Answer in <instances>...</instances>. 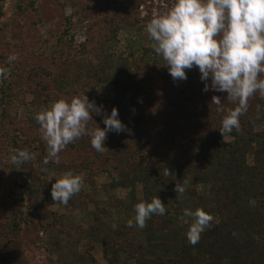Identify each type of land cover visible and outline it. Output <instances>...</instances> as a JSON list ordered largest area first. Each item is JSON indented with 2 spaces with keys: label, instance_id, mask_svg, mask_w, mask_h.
I'll list each match as a JSON object with an SVG mask.
<instances>
[{
  "label": "trees",
  "instance_id": "16d2710c",
  "mask_svg": "<svg viewBox=\"0 0 264 264\" xmlns=\"http://www.w3.org/2000/svg\"><path fill=\"white\" fill-rule=\"evenodd\" d=\"M4 1L0 0V22L4 15ZM19 1L13 39L17 53L24 61L18 64L16 60L15 82L8 78L15 61H9L0 54V63L8 70L6 77L0 76L3 83L0 87V125L8 127L11 140V148L0 150V264H27L22 254L21 238L23 225L28 224L23 210L25 201L39 197L44 207L59 204L51 197L54 181L41 188L32 178L30 167L33 160L23 164L11 160L17 150L34 154V144L47 156V145L42 139L39 124L32 128L20 117L25 103L23 96L39 91L45 94L46 101L87 95L90 101L103 105L104 114H110L116 107L119 118L131 130L119 134L108 132L105 141L108 149L102 153L92 148L88 135H83L64 148L78 155V163L71 162L70 166L64 160L59 162L58 154V160H50L49 167L59 170L71 167L80 171L100 168L110 174L114 189L143 184L146 201L155 196L160 198L158 186L174 190L178 174L191 181L192 186H211L212 202L205 210L216 216L218 221L204 229L197 244H190L185 237L176 251L163 248V243L155 239L157 234L160 237L179 228L176 219L166 212L164 215L154 214L146 220V232L151 235L145 241L130 234L120 246L108 242L105 254L111 249L129 256L135 253L136 264H264V130H255L259 120L245 123L239 118L242 121L239 130L233 129L229 133L233 141L224 147L219 129L226 112L221 111L214 116L217 112L214 114L215 104H211V100L215 91H203L204 82L198 68L193 78L172 82L155 65L144 67L147 55L155 54L152 40L147 46L141 45L143 59L141 63H134L136 72L132 75L137 82L134 95L126 97L125 91L119 88L113 100L100 99L95 95L96 87L107 81V70L111 68L113 57H108L100 65L89 64L82 84L53 89L50 82L53 72L47 67L48 59L31 57L28 51L32 42L29 31L39 23V17L33 16L37 12L36 0ZM142 1L81 0L91 23L86 43L73 55L70 64L83 56H94L98 61L107 44L117 40L122 31L146 22L137 16ZM71 19L68 18L63 37L70 33ZM66 43L68 51L73 49L71 40ZM129 56L134 57V54L131 52ZM118 64L122 71L130 68L127 58L120 57ZM18 80L20 86L16 89ZM98 125L104 127L103 115H94L87 127L94 129ZM185 126L192 130L197 128V132L191 142L180 143L176 134ZM251 152L261 158L259 163L249 162ZM212 166L220 171L217 174L210 172ZM165 170L169 171L168 175H164ZM103 212L98 208L94 215V231L99 230ZM54 217L52 227L61 228V233H69L62 230L61 217L57 214ZM41 226L45 230L46 226Z\"/></svg>",
  "mask_w": 264,
  "mask_h": 264
},
{
  "label": "rangeland",
  "instance_id": "374dc122",
  "mask_svg": "<svg viewBox=\"0 0 264 264\" xmlns=\"http://www.w3.org/2000/svg\"><path fill=\"white\" fill-rule=\"evenodd\" d=\"M19 0L4 1V15L0 22V54L8 59L9 56L15 55L16 59L12 65V69L8 74L9 81H16L17 67H14L18 61H24L19 57L16 50V42L13 39V32L17 27V6ZM81 0H36L37 12L33 16L39 17V23L30 31L31 46L29 47V56L35 58H46L47 67L52 70L50 82L53 84V89L67 85L75 87L85 79L86 73L89 70V64L100 65L108 57H113V62L110 63L111 68L108 69L106 83L99 84L95 89L97 98L105 100H113L115 91L119 88L125 91V96L137 93L136 78L132 75L136 70L134 63H141L143 59V51L141 45L147 46L150 44L151 38L146 32V24L155 16L166 12L173 4V0H143L137 9L138 18L146 21L134 28L124 30L119 34L117 40L108 43L104 54L97 61L94 56L77 57V61L70 64L73 55L81 48V45L86 43L88 37V25L91 23L89 17L82 8ZM68 18L71 19L70 33L63 37L62 34L68 26ZM66 38V39H65ZM33 39V40H32ZM73 42V49L68 51L66 41ZM136 42V43H133ZM138 42V43H137ZM136 50V52H133ZM138 50V51H137ZM132 52L134 57H130ZM127 58L130 62L128 71H122V67L118 64L119 58ZM29 59V58H28ZM53 59V61H52ZM163 59L154 53H149L144 59V67L155 65L160 72H163L165 77H170L172 82H175L168 72L167 66H164ZM0 68H5L4 64L0 63ZM48 68V69H49ZM87 68V69H86ZM23 69V67H22ZM197 67H193L187 71V79L193 78L196 74ZM264 78V74H261ZM20 86V81H17ZM3 83L0 80V87ZM136 85V86H135ZM129 90V91H127ZM214 92V90L212 91ZM216 96H221V104L224 113L233 109L236 104L224 99L226 93L214 92ZM25 100L21 107L20 117L27 122V125L32 128L38 126L35 120L36 114L50 108L54 100L46 101L43 92H31L23 96ZM247 111L239 118L248 123V121L259 120V124L255 126V130H264V97L258 92L253 94L248 99ZM222 111V112H223ZM217 112V113H216ZM216 113V114H215ZM214 116L221 114L215 105ZM241 120H239L241 124ZM219 124L220 122L217 121ZM244 125V124H242ZM247 125V124H245ZM192 126V125H189ZM185 126L177 134L176 139L180 143L191 142L195 137L197 128L194 130ZM243 127V126H242ZM10 131L7 126L0 125V150L5 151L10 146ZM24 139V136H21ZM233 137L226 134L222 136V144L228 147ZM34 156L33 164L30 167V173L33 179L41 188L47 187L55 179L71 170L75 174L83 175V186L79 193H76L67 205L56 204L49 207H44L40 203L39 197L27 199L24 205V212L27 214L28 224L23 225L21 232L22 238V254L27 264H136L137 255L129 256L128 253H118L116 250H109L105 254L107 243L121 245L122 241L130 234L136 236L139 240H146L149 233L146 232V223L144 228L135 226H127L129 219H134V205L146 201L144 195L143 184H138L135 187L114 189L111 186V176L108 172H102V169L80 171L70 169L65 170L49 167L44 164L43 160L46 157L37 144L33 145ZM60 160H64L65 164L77 162V154L61 150ZM261 158L251 152L249 162L251 164L259 163ZM3 166V164H2ZM219 168L212 166L210 172H219ZM178 183L187 181L184 184L185 191L177 193L175 190H166L158 186L161 191L160 199L165 204L166 212L169 216L176 219L179 228L164 233L156 240L163 243V248H167L170 252L178 249V244L186 237L189 225L192 222L190 217L183 215L184 209L209 208L211 205V186H192L185 176L177 175ZM195 188V190H194ZM204 200V201H202ZM98 208L104 210L101 213V223L99 230L94 231V215ZM61 217L64 224L62 230H67L69 233H61V228H53L54 215ZM213 220L205 228H209L211 224L218 221L214 215ZM46 226L45 230L41 225ZM93 230V231H92ZM129 261L125 263L127 260Z\"/></svg>",
  "mask_w": 264,
  "mask_h": 264
},
{
  "label": "clouds",
  "instance_id": "9594fccd",
  "mask_svg": "<svg viewBox=\"0 0 264 264\" xmlns=\"http://www.w3.org/2000/svg\"><path fill=\"white\" fill-rule=\"evenodd\" d=\"M146 32L153 41L152 49L167 66L174 81L187 79V71L197 67L204 82L203 91L226 93L228 101L236 106L227 111L219 129L223 137L239 130V117L247 111L248 99L255 93L264 97V0H173L164 13L155 15L147 24ZM15 55L8 57L14 61ZM6 68H0L5 76ZM222 97L214 95L211 104L223 111ZM103 105L90 101L87 95L70 100L59 99L40 113L35 120L40 126L42 139L47 145L43 163L58 160V154L68 144L83 135L90 137L97 152L108 149L105 145L108 132L119 134L131 130L119 118L118 109L104 114ZM94 115H103L104 127L88 128ZM35 158L27 150H17L11 156L13 163L23 164ZM169 171L165 170L164 175ZM83 175L71 170L55 179L51 186L52 201L67 205L83 186ZM182 181L175 185L177 193L185 191ZM135 217L127 226L144 228L152 215H164L165 204L159 196L134 205ZM183 215L191 218L187 240L195 245L201 233L213 220L203 208L184 209Z\"/></svg>",
  "mask_w": 264,
  "mask_h": 264
}]
</instances>
